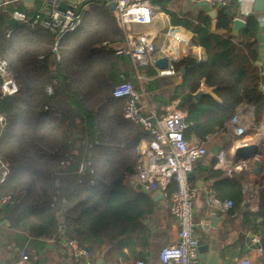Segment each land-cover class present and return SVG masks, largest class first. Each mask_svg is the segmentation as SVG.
Returning <instances> with one entry per match:
<instances>
[{"label":"trees","instance_id":"1","mask_svg":"<svg viewBox=\"0 0 264 264\" xmlns=\"http://www.w3.org/2000/svg\"><path fill=\"white\" fill-rule=\"evenodd\" d=\"M233 8L230 4L216 11L218 31L214 32L207 13L198 15L199 23L191 16L169 13L174 24L194 32L193 44L205 46V58H192L169 99L156 92L163 77L156 76L154 67L142 71L150 80L138 81L155 106L176 98L182 101L185 138L205 139L219 132L244 104L251 107L254 124L264 118V93L252 41L259 22L247 16L240 34L232 36ZM13 10L11 5L0 6V55L8 56L18 88L12 95L0 96V115L6 119L0 133V159L10 170L0 183V196H11L0 208V227L4 219L10 223L8 232L0 233V244L16 240L19 251L29 256L31 241L52 238L64 244L72 238L92 254L100 245L141 228V220L153 211L151 199L137 181L131 184V178H136L139 138L149 140L150 135L123 118L125 99L112 96L116 83L134 77V67L121 77L113 53L94 47L98 41L115 40L97 25L66 34L59 41L60 59L51 69L55 34L42 27L31 32L28 23H15ZM11 27L22 35L18 43L6 36ZM201 81L221 100L209 93L196 98L193 93ZM98 138L105 145L90 149L89 143ZM87 157L96 169L94 185L77 183L78 166ZM242 184L241 177L233 178L216 186L214 193L237 206L243 198ZM258 192L257 209L247 212L246 221L259 231L264 249V182Z\"/></svg>","mask_w":264,"mask_h":264},{"label":"crops","instance_id":"2","mask_svg":"<svg viewBox=\"0 0 264 264\" xmlns=\"http://www.w3.org/2000/svg\"><path fill=\"white\" fill-rule=\"evenodd\" d=\"M254 1L255 0H233L230 4L235 5V8L232 9L234 18H242L245 23L247 16L250 15H253L258 19V29L256 35L252 38V41L255 42L257 51V57L254 61V65L260 71L261 83H264V10L255 11L253 9ZM111 3L112 2L110 0H87L83 3H77L75 5V9L82 13L84 19L83 26L78 30L79 33L85 29L95 28L98 25L103 26L106 29L109 38L112 37V39H115L110 41L116 42L123 39L124 32L116 15L117 13L115 7L110 6ZM151 3L155 7L154 21L152 24L143 28L154 35V43L159 56L167 57L170 53L174 52L177 53L179 57L176 65L178 69L176 75H156L157 77H163L157 82L158 85H156L155 88L157 89L156 92L161 93L165 99H169V96L172 94L175 87L182 83L183 74L192 58L203 60L206 55L205 46L193 44L194 32L183 25L174 24L169 13H173L179 18L191 16L193 21H199L197 19L198 15L201 14V12L207 13L208 9L207 7L197 6L194 0H151ZM9 5L14 8L13 11H21L28 14L41 11L45 16V13L47 12V6L45 5L44 0H32V2H24L23 0H2L0 2V6L3 8H6ZM13 21L15 23L19 22L14 19ZM211 21L212 26L210 30L213 32L218 31L214 26L215 18H211ZM170 25L179 27L178 30L184 38L183 40L173 42L169 46H166V31ZM132 27L134 29H141V27H138L137 25H132ZM39 28L41 27H31V32H34ZM241 29L242 27L239 29L237 34H233L231 28L230 34L232 36H237L240 34ZM8 32L9 36H6L12 37V39H14V43H18L22 37L21 33L14 32L12 27L8 29L6 34ZM68 34L70 35V33ZM98 43L100 42L98 41L94 44L95 48H98ZM3 56L7 57L6 55ZM112 56V61L117 62V66L115 67L117 68L118 73H120V76L123 77V72L125 70H131V60L127 56H116L114 54ZM52 57L54 58L53 62L51 60ZM56 61L57 59L54 56L50 57L49 66L51 69L54 68ZM109 68L111 69V67ZM144 77L145 78L142 80L145 81L152 78L146 74ZM129 80L133 81V83L137 86H142L138 84V80L133 76L130 77ZM198 90H201L202 94L209 93L214 95L218 100H221L220 96L215 93L214 89L212 87H208L204 81H201ZM176 99L180 102L179 98ZM159 105L160 104H158V106ZM161 107L162 106L160 105V108ZM242 108L244 113H246L247 123L250 125V129H248L243 136L232 137L228 141L223 138V133H216V135L213 134L212 140L207 144L209 152L206 156L194 162L190 173V179L196 189V198L194 201V224L196 235L199 241H205L210 245V247H215L217 249V252L220 255L219 258L221 264H238L240 259L243 257H247L254 264L264 263V249L262 247L260 233L258 230L253 228L250 222L246 221L247 212L256 211L258 201L254 210L248 206H243L241 203L237 206L223 210L211 205L207 199L208 192L215 195L216 186L225 185L233 178L241 177L242 183L250 184V190H252L251 192L257 196L259 188L264 182V118L254 124L251 118V107L248 104H244ZM2 129L3 127L0 125V133ZM147 134L149 135L148 132ZM137 138L138 136L136 135V140ZM190 138L198 139L197 137ZM147 140L148 139L139 138L138 148H140ZM242 141L258 142L261 146V154L259 157L263 165L261 173L263 179L260 180V177L255 175L249 169L242 173H233L229 176L226 171L216 167V158L215 154L210 151L211 147L213 145H219V150H223L227 157L233 160L232 149L236 144ZM135 182V180L131 179V184ZM137 184L139 185V183ZM139 188L142 190L140 185ZM173 190L174 183H171L169 185L168 192H172ZM142 191L148 195L147 191ZM149 198L153 203V211L150 214L145 215L141 220V228H135L134 231L119 237L112 244L100 245L98 248L94 249L92 257L88 262H82L79 264H113L117 261H120L121 264H136V262L141 259L152 264H161L158 258L159 251L163 246L176 240L178 225L175 217L169 210L167 195L163 194V197L158 200H154L150 196ZM253 201L255 202V199ZM214 218H216L215 227L211 225ZM2 224L3 226L0 227V233L4 235L8 232L7 228L10 227V223L8 221V223L5 224L2 221ZM205 226L209 227L205 228ZM211 235H214V239L217 241L216 245H212L210 243ZM19 243L20 242H17L16 240H12L8 244H0V264H10V261L18 254L17 252L19 251V248L16 247V245H19ZM63 243L64 244L55 242L52 238H42L31 241L29 245L30 263L77 264L71 258V253L65 242ZM201 264H203L202 260Z\"/></svg>","mask_w":264,"mask_h":264},{"label":"built area","instance_id":"3","mask_svg":"<svg viewBox=\"0 0 264 264\" xmlns=\"http://www.w3.org/2000/svg\"><path fill=\"white\" fill-rule=\"evenodd\" d=\"M47 6L45 16L41 11L28 14L21 11H13L11 17L15 21L28 23L31 27L40 26L55 33L53 44L54 57L59 60V41L68 33L78 31L83 26V15L75 9L60 8L62 0H44ZM115 3V10L119 23L124 32L120 41H102L97 44L98 48L108 50L116 56H127L134 67V77L140 81L144 79L143 69L152 66L157 71V76L176 75V64L179 60L177 53H170L168 66L165 69L157 68L153 59L159 57L154 43V35L143 27L153 23L155 7L151 0H110ZM207 9L218 10L231 3L233 0H205ZM199 23V21H195ZM137 25L141 29H134ZM179 27L168 26L166 31V46L173 42L183 40ZM9 36V32L6 34ZM264 87V83H260ZM15 79L10 71L7 57L0 55V96L12 95L17 91ZM46 89L50 92L51 87ZM112 96L125 99L123 118L134 124L140 125L150 135V139L139 148L138 161L134 167L136 180L144 191L160 189L168 196V205L171 214L175 217L178 225L177 238L174 242L163 246L158 254L161 264H201L199 257V239L195 232L194 224V201L196 189L190 173L193 164L198 159L206 156L209 152L208 142L213 134L205 139L185 138L186 111L177 108L178 99L170 100L160 109L151 101V94L142 86H137L128 80L116 83L112 88ZM147 111V113H146ZM153 120V121H151ZM6 119L0 115V125L3 127ZM250 129L247 116L243 110L237 111L228 123L217 134L229 133L232 137H241ZM216 135V133H215ZM102 139H95L88 145L90 149L103 147ZM215 165L223 169L231 176L233 173H242L249 169L247 160H231L223 150L215 154ZM78 166V184H95L96 169L92 166L89 157L84 159ZM10 170L8 165L0 159V183L6 180ZM174 183V190L168 192L169 185ZM250 184L241 187L243 198L241 204L252 210L258 201V196L250 190ZM10 195L0 196V208L10 201ZM207 199L211 205L219 209L234 207L231 199H220L211 192L207 193ZM255 199V202L253 201ZM52 206V204H51ZM71 258L75 263L88 262L91 251L76 239H67ZM10 264H31L29 256L19 251ZM113 264H121L120 261ZM136 264H152L146 260H138ZM238 264H254L247 257L240 259ZM262 264V263H257Z\"/></svg>","mask_w":264,"mask_h":264},{"label":"water","instance_id":"4","mask_svg":"<svg viewBox=\"0 0 264 264\" xmlns=\"http://www.w3.org/2000/svg\"><path fill=\"white\" fill-rule=\"evenodd\" d=\"M2 0H0L1 2ZM24 2H32V0H23ZM199 7H207L208 3L205 0H194ZM77 0H62L60 2V8L65 9H74V5L76 4ZM111 7H115V3H111ZM253 9L255 11L264 10V0H255L253 3ZM208 16L211 18H215L216 16V10L215 9H209L207 12ZM245 25V21L242 18L235 17L233 19L231 28L232 33L237 34L239 29ZM52 62L54 58H51ZM154 65L159 69H165L168 66V57L166 56H159L153 59ZM262 91L264 93V87L262 88ZM1 94V93H0ZM202 94L201 90H197L194 94V96L197 98ZM182 107V101H180L177 104V108ZM160 108V105L158 106ZM153 121V120H151ZM223 138L225 140H230L232 136L229 133H223ZM258 142H245L242 141L234 146L232 149V158L234 161L237 160H247L249 170L253 172L255 175L260 177V180L263 179V176L261 175L263 170L262 161L260 160L259 155L261 154V149ZM220 147L219 145H213L210 149V151L214 154H216L219 151ZM147 194L154 200H158L159 198L163 197V193L160 189L156 190H148ZM216 218H214L213 223L211 224L213 227L216 226ZM3 223L7 224L8 221L6 219L3 220ZM209 226H205V228H208ZM210 243L212 245H216L217 241L214 239V235L210 236ZM199 257L202 260L203 264H221L220 263V255L217 252V249L215 247H210L208 243L205 241H199Z\"/></svg>","mask_w":264,"mask_h":264},{"label":"rangeland","instance_id":"5","mask_svg":"<svg viewBox=\"0 0 264 264\" xmlns=\"http://www.w3.org/2000/svg\"><path fill=\"white\" fill-rule=\"evenodd\" d=\"M7 56V55H6ZM8 57V56H7ZM8 63H9V60H8ZM9 68H10V64H9ZM11 71V70H10ZM11 73H12V71H11ZM128 81H130L129 79H128ZM132 82V81H131ZM100 139V138H99Z\"/></svg>","mask_w":264,"mask_h":264}]
</instances>
